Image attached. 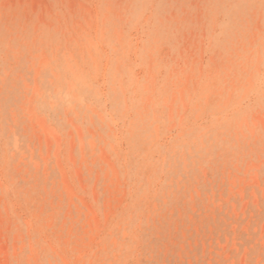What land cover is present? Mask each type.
Segmentation results:
<instances>
[{
	"label": "rangeland",
	"instance_id": "rangeland-1",
	"mask_svg": "<svg viewBox=\"0 0 264 264\" xmlns=\"http://www.w3.org/2000/svg\"><path fill=\"white\" fill-rule=\"evenodd\" d=\"M0 264H264L262 0H0Z\"/></svg>",
	"mask_w": 264,
	"mask_h": 264
},
{
	"label": "snow or ice",
	"instance_id": "snow-or-ice-1",
	"mask_svg": "<svg viewBox=\"0 0 264 264\" xmlns=\"http://www.w3.org/2000/svg\"><path fill=\"white\" fill-rule=\"evenodd\" d=\"M262 3H264V0H262Z\"/></svg>",
	"mask_w": 264,
	"mask_h": 264
}]
</instances>
